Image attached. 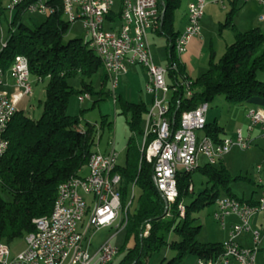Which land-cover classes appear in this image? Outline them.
Wrapping results in <instances>:
<instances>
[{"label": "trees", "instance_id": "obj_1", "mask_svg": "<svg viewBox=\"0 0 264 264\" xmlns=\"http://www.w3.org/2000/svg\"><path fill=\"white\" fill-rule=\"evenodd\" d=\"M157 1L163 12L160 30L172 40L177 36L172 28L173 11L180 0ZM49 2L54 10L33 27L21 20L24 6L17 7L10 21L9 37L0 50L1 68L6 69L16 55H22L27 59L30 76L37 82H45L40 116L33 119L20 109L8 122L4 133L8 146L0 161V192H7L11 202L0 194V241L7 244L34 231L33 220L51 213L59 184L81 176L87 159L94 152V125L85 123L82 129L79 116L73 118L67 114L69 97L76 92L69 79L80 77L78 96L95 94L89 79L98 70L102 72V88L108 80L99 57L87 42L82 39L63 41L70 24L62 15L61 0ZM229 16L221 26H228ZM232 30L234 40L226 46L222 56L215 60L211 55L207 69L192 80V95L172 97L167 116L173 120L174 129L183 110L194 108L200 102L207 103L217 95H222L229 104L264 98V82L256 79L257 72H264V31L259 28L245 32ZM178 70L183 73L179 64ZM113 99L120 103L123 113L128 114L131 133L125 144L124 164L116 168L120 175L118 192L122 206L131 187L139 191L134 212H129L133 197L126 212L125 242L118 247L117 255L122 254V257L117 264H145L163 248L173 253L168 260L162 259L165 264H182L190 255L218 256L223 250L222 242L198 241L196 236L201 225L196 223L193 214L214 204L222 193L234 198L229 194L228 185L235 178L224 168L208 164L192 172L180 171L176 175V198L167 205L153 184L152 164L140 158L133 138L135 132L140 131L145 105L127 102L116 95ZM178 99L179 105L176 104ZM101 119V129L106 124L111 131V122L104 117ZM222 132L216 121L205 124L204 133L214 141H219ZM195 172L206 178L205 187L196 195L189 189ZM179 204L184 207L183 216L179 213ZM146 224L149 229L144 237L141 234ZM129 239L131 244L126 247Z\"/></svg>", "mask_w": 264, "mask_h": 264}, {"label": "built area", "instance_id": "obj_2", "mask_svg": "<svg viewBox=\"0 0 264 264\" xmlns=\"http://www.w3.org/2000/svg\"><path fill=\"white\" fill-rule=\"evenodd\" d=\"M249 0H242L247 2ZM262 7L258 20L264 21V0H255ZM114 0H61L62 15L70 25L79 22L85 32V42L99 57L112 91L120 74L126 71L125 64L140 65L147 74L145 90L152 97L146 110L145 128L142 130L141 157L152 164V181L166 204L177 195L176 175L178 172H192L199 167L201 157L205 164L214 165L231 149L248 150L253 145L251 136L255 128L264 137V110L248 108L245 116V133L241 128L235 131V138L223 137L214 141L204 133L208 104L198 103L194 108L183 110L178 126L167 115L172 97H190L192 80L178 70V57L185 51L190 38L200 33V20L204 12V0H193L187 4L185 26L169 41L168 65L163 67L154 62L146 31L160 25L163 12L157 0H122L119 11L120 25L117 29L104 27L105 17L111 11ZM24 6V11L47 15L54 8L49 0H9L5 9L13 11ZM5 44V43H4ZM2 45V47L4 46ZM169 75L171 81L166 77ZM13 81L16 94L10 93L4 77ZM27 59L16 55L11 64L0 67V161L8 142L4 133L8 122L20 110L19 104L32 96ZM86 93L79 101L89 99ZM114 100V99H113ZM179 99L176 104L179 105ZM197 131H202L197 135ZM108 152H93L85 165V175L73 176L57 188L51 213L33 220L34 231L25 235V248L10 257L7 243L0 241V264H110L117 255L118 247L110 242L111 234L100 246L91 251L93 234L99 229H123L126 211L130 202L122 209L118 184L120 175L116 172L118 153L113 144ZM255 179L260 192L255 202H246L230 197L215 201L213 218L223 226L229 215L237 217L231 226L229 238L222 242V252L211 258H198L194 264H254L259 249L261 234L252 230L251 217L264 212V164L254 166ZM189 189H191L189 187ZM183 216L184 207L179 204ZM80 227V228H79ZM146 224L142 236L148 233ZM242 232H251L252 246L240 247L235 238Z\"/></svg>", "mask_w": 264, "mask_h": 264}, {"label": "crops", "instance_id": "obj_3", "mask_svg": "<svg viewBox=\"0 0 264 264\" xmlns=\"http://www.w3.org/2000/svg\"><path fill=\"white\" fill-rule=\"evenodd\" d=\"M8 1L9 0H0V15L3 13L5 9L4 7L8 3ZM121 1L122 0H114L111 11L105 17V28L117 29L119 27L118 25H120V20L118 14L121 7ZM191 1L193 0H180L178 8L173 11L172 28L176 34L182 32L185 26L187 4ZM260 6L261 5L255 0H249L247 2H242V0H204V12L200 20V33L198 36L190 38V40L186 44L185 51L178 57V63L182 68L183 74L191 80H194L198 77V75H201L207 69L208 61L210 60L211 55L214 56L215 60H218L224 53L226 46L231 44L234 40V33L232 29L239 32H245L253 28H259L260 30L264 31V21L258 20L262 12V7ZM15 10L16 9L11 12V18ZM229 14L230 23L228 24V26H221V23H224L226 21ZM77 24H79V26L81 27V24L79 22H75L70 25V28L72 27L73 30V28ZM160 26L161 22L157 28L148 29L146 31V34L149 46L150 42L154 41V38L163 37L165 42L164 52L162 54L163 57L160 61L158 60L161 64H159V62H156L155 56L153 54L152 55L154 62L157 65L165 67L170 61V50L168 48L170 40L162 34ZM0 42H4V40H2V34L0 37ZM125 65L126 71L120 74L117 79L119 80V77H122L124 78L123 80H126V82H128L130 85L136 87L137 92H140L139 102H134L132 100V90L129 91V94L127 96L130 97V100L123 98L122 95L116 96L130 103L144 104L147 110L152 102L151 95L148 94L145 90L147 74L140 65ZM165 77L168 82L171 81L169 75ZM4 79L7 83L6 89L10 93L16 94L18 90L14 89L13 81L7 76H5ZM143 94H145V96H148V101H146V97L143 96ZM114 103L116 104L117 102ZM147 103H149V105ZM241 107L242 109L239 113V120L235 128H227V124L221 125L217 122L216 119L211 122L207 121V117L206 124L216 121V123L221 126L223 132L220 135V139L223 137L235 138V131L237 128H241L244 134H246L245 127L247 125V118L244 113H246V110L248 108H257L259 110H264V98L248 99L247 101L242 103ZM144 117L145 116L141 117L143 121H145ZM251 136L253 138V145L251 148L245 151L233 148L230 152L226 153V155H224L217 163L214 164L215 167L224 168L231 177L235 178L228 185L229 194L233 195L234 198L237 197V199L246 202H255L259 196L260 187L255 180L257 178V174L254 166L258 163L264 164V137L260 135V131L258 128L254 129ZM110 144L112 143H108V145ZM98 150V148L93 149L94 152H100V150ZM109 150L110 149L107 148L102 153L108 152ZM84 171L87 172L86 170ZM85 172L82 171L80 173L81 175H85ZM223 196H225V194L222 193L220 197ZM213 205L215 207V204ZM214 211L215 208L213 212ZM237 221V217L233 215L225 217L223 220V226L219 224V231H215V233L213 232L210 234L213 236L216 235V240H211L215 242L208 241L202 243H221L227 240L230 235L229 233H231V226L237 223ZM249 224L252 230H258L262 232V230H264V212H259L253 215L249 220ZM104 240L105 239L100 241L95 247H92L91 243L90 250L95 251ZM235 242L240 247H251V232L240 233L235 238ZM258 246L259 249L254 258V264H264V234H261V239ZM197 259L198 258L196 256L190 255L187 256L182 263L194 264ZM230 264H236V262L231 261Z\"/></svg>", "mask_w": 264, "mask_h": 264}, {"label": "rangeland", "instance_id": "obj_4", "mask_svg": "<svg viewBox=\"0 0 264 264\" xmlns=\"http://www.w3.org/2000/svg\"><path fill=\"white\" fill-rule=\"evenodd\" d=\"M6 7V5H5ZM4 7V8H5ZM45 18L44 15L38 14V13H28L24 12L22 14V22L29 26L33 27L35 25H38L41 23V21ZM11 19V11L4 9L3 13L0 15V37L2 34V40L7 41L10 31H9V21ZM71 39H82L85 40V32L83 29L79 26V24L75 25V27L72 30V27L69 29V31L65 34L63 37V41L67 42L68 40L71 41ZM4 42H0V50L2 48V45ZM165 42L163 37L160 38H154V41L150 42V51L155 56V61L159 62L161 58L163 57L162 54L164 52ZM219 58V57H218ZM217 58V59H218ZM159 60V61H158ZM159 64H161L159 62ZM101 70H98V72L93 75L89 82L91 83V86L94 89L95 94H92L89 99H85L83 101H79L77 91L80 89V77H74L69 79V84L72 86L76 92H73V94L70 95L68 100V106L67 107V114L69 116H79L80 120V127L83 129L85 126V123H89L91 125H94L95 127V135L93 138V149L98 148L100 152L102 153L107 148L111 149V145H108V143H112L115 151L118 153V159H117V165L123 166L124 164V158H125V144L130 137L131 133L129 131L128 125H127V117L128 114L123 113L120 103L117 102L116 104L113 101V97L115 95H122L123 98L130 100V97H127L129 94V91L132 90V100L134 102H139V94L140 92H137L136 87L133 85H130L126 80H123L124 78L119 77L118 83L115 86V88L112 91L111 85L109 81H106V84L104 87H101ZM256 79L259 81L264 82V72H257L256 73ZM30 84L32 88V96H29L24 101H22L19 104V108L24 110L26 115L33 119H37L41 114V102L44 100V87L45 82H37L34 78L30 77ZM102 89V90H101ZM145 96V94H143ZM146 97V101H148V96ZM149 105V103H147ZM208 104V112L206 117L208 118L207 121H213L214 119L217 120V122L221 125L227 124V128H235L237 126V122L239 120L240 112L242 109V104H229L225 101L222 95L215 96L212 100L207 102ZM146 113V112H145ZM146 114H143L145 116ZM106 119L107 122H111L112 124V130L109 131L106 124L103 125V129H101V118ZM145 128V122L141 121L140 131H142ZM140 131H136L134 134V141L136 142L137 146L140 147L142 143V133ZM202 131H197L196 134H201ZM98 150V151H99ZM200 167L205 165V161L203 158H200L199 160ZM86 170V169H84ZM83 170V172H85ZM206 178L202 176L200 173L195 172L192 174V182L193 185L190 186V190L194 187V195H196L199 191H201L205 185H206ZM2 198L7 201L11 202L10 195L5 192H0ZM139 191L137 188H133L129 190V194L126 197V203L127 205L131 197H133L132 204L129 208L130 214H132L136 207L137 203V197H138ZM188 202V200H186ZM214 205H207L204 208H202L199 212L193 214V216L196 218V223L198 225H201V228L196 236V239L200 242H208L211 240H216V235H210L211 233H215V231H219V222L215 221L213 218V210ZM124 206H122V209ZM127 212V211H126ZM126 217V215H125ZM80 228V227H79ZM113 234L114 236L110 238V242L112 245L120 247L125 242V231L124 229H120L119 231L115 232L114 229H108V228H102L91 233L92 236V247H95L100 241L108 237L109 235ZM25 236L22 238L14 239L13 241L9 242V248H10V257H13L15 254L19 253L21 250L25 248ZM215 242V241H211ZM131 244V239H129L126 243V247ZM173 253L166 249H160V251L156 254H154L148 262L145 264H159V262H162V259L165 258V260H168ZM122 257V254H118L114 257L111 264H117L120 258ZM165 262V261H164ZM162 262V264H165ZM184 264V263H182ZM186 264V263H185Z\"/></svg>", "mask_w": 264, "mask_h": 264}]
</instances>
